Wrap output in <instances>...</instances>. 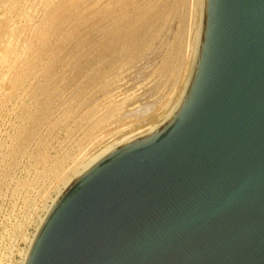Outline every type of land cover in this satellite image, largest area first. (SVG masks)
I'll list each match as a JSON object with an SVG mask.
<instances>
[{
  "label": "water",
  "instance_id": "obj_1",
  "mask_svg": "<svg viewBox=\"0 0 264 264\" xmlns=\"http://www.w3.org/2000/svg\"><path fill=\"white\" fill-rule=\"evenodd\" d=\"M173 109L88 166L24 264H264V0H202Z\"/></svg>",
  "mask_w": 264,
  "mask_h": 264
},
{
  "label": "rangeland",
  "instance_id": "obj_2",
  "mask_svg": "<svg viewBox=\"0 0 264 264\" xmlns=\"http://www.w3.org/2000/svg\"><path fill=\"white\" fill-rule=\"evenodd\" d=\"M199 22L200 0H0V264L85 162L167 115Z\"/></svg>",
  "mask_w": 264,
  "mask_h": 264
},
{
  "label": "bare ground",
  "instance_id": "obj_3",
  "mask_svg": "<svg viewBox=\"0 0 264 264\" xmlns=\"http://www.w3.org/2000/svg\"><path fill=\"white\" fill-rule=\"evenodd\" d=\"M202 3H203V1L202 0H200V22H201V13H202ZM24 9V8H23ZM25 14V13H24ZM26 15V14H25ZM22 17V16H21ZM200 22H199V27H198V35H199V29H200ZM198 35H197V41H196V44H195V53H196V48H197V42H198ZM150 59V58H149ZM195 59V58H194ZM147 64V63H146ZM193 64H194V62H193ZM193 64H191V65H193ZM145 66V65H144ZM191 73V72H190ZM189 77H190V75H189ZM189 77H188V80H189ZM133 79V78H132ZM187 80V81H188ZM187 83L188 82H186V84H184V87H183V90H182V92H181V96H182V94H183V92H184V90H185V88H186V86H187ZM182 89V88H181ZM177 98V97H176ZM179 99H180V97H179ZM179 99L177 98V100L173 103V105L171 106V108H170V110H169V112L173 109V107L177 104V102L179 101ZM149 108V107H148ZM148 108H145V109H143V112H146L147 110H148ZM168 112V113H169ZM134 113V112H133ZM167 113V114H168ZM148 118V117H147ZM159 120V119H158ZM149 124H151L152 125V123H149ZM145 125H146V123H145ZM144 127H146V126H144ZM149 127H150V125H149ZM147 128H148V124H147ZM140 127H138V128H133L132 130H131V132L130 133H128V135H121V136H123V137H121L120 138V140L119 141H114L113 142V144H110V145H106L105 146V148L103 147V149H101V150H99V152L94 156V157H92L91 159H90V157H89V159L90 160H88L87 162H85L83 165H82V167H80L77 171H75L74 172V174L70 177V178H68V179H66L67 181L64 183V185H63V188H61V190H59L57 193H56V195H55V197L52 199V201H51V203H50V205L47 207V209H46V211H45V213H44V215H43V217L41 218V220H40V222H39V224L37 225V228H36V231H35V233L33 234V237L30 239V241H29V245H28V248H27V251H26V253H25V256H24V259H23V263L22 264H24V261H25V259H26V256H27V253H28V251H29V248H30V246H31V243H32V241H33V239H34V236H35V234H36V232H37V229H38V227H39V225H40V223H41V221L43 220V218H44V216L46 215V213H47V211H48V209L50 208V206L57 200V198L61 195V193L88 167V166H90L96 159H98L100 156H102L104 153H106L107 151H109L111 148H113L114 146H116V145H118V144H120L121 142H123V141H125V140H128V139H130V138H132V137H134V136H136L137 134H139V133H141L142 131H144L146 128H144V129H140ZM129 131V130H128ZM118 137V136H117ZM116 140V139H115ZM108 142H109V140H108ZM112 143V142H111Z\"/></svg>",
  "mask_w": 264,
  "mask_h": 264
}]
</instances>
